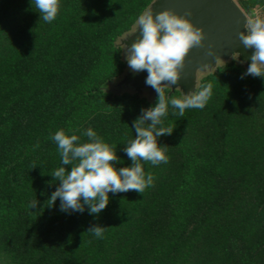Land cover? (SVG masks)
<instances>
[{
    "label": "trees",
    "instance_id": "trees-1",
    "mask_svg": "<svg viewBox=\"0 0 264 264\" xmlns=\"http://www.w3.org/2000/svg\"><path fill=\"white\" fill-rule=\"evenodd\" d=\"M152 1L60 0L49 23L34 0H0V264H264V78H241L236 59L199 79L195 92L213 86L203 109L169 106L174 130L158 138L167 162L141 161L152 186L109 193L98 215L61 212L59 198L48 206L58 130L83 143L91 127L116 167L131 165L133 121L157 93L107 86L127 66L118 39ZM97 224L102 239L87 231Z\"/></svg>",
    "mask_w": 264,
    "mask_h": 264
},
{
    "label": "clouds",
    "instance_id": "clouds-1",
    "mask_svg": "<svg viewBox=\"0 0 264 264\" xmlns=\"http://www.w3.org/2000/svg\"><path fill=\"white\" fill-rule=\"evenodd\" d=\"M30 3L32 5L33 0ZM34 5L40 19L49 23L56 19L60 10V0H34ZM135 25L128 36L137 31L140 36L131 44L125 58L132 71L147 70L145 83L156 91V103L142 108L141 115L133 121L135 138L123 149L132 162L130 166L116 167V163H121L122 159L114 147L91 127L81 133L88 138L83 143L80 136L66 134L63 129L52 135L61 159L60 166L51 173L59 182L58 186L47 200L48 206H53L59 198L61 212L83 213L87 206L90 214L98 215L109 204V193L128 190L143 193L153 185L154 178L151 172H145L141 161L156 165L168 160L166 145L159 144L158 138L174 130L165 124L169 106L176 114L183 116L186 109H203L212 96L213 86L210 83L195 94H184L183 98H170L165 92L166 86L177 85L180 69L189 51L202 44L204 33L200 28L172 10L145 11L138 16ZM240 39L246 48L254 49L251 63L241 78L247 75L264 78V19L247 20L246 33L242 32ZM122 45V50L126 51L128 46ZM232 58L237 59L238 53H233ZM67 165H71L70 170L65 167ZM37 204L38 200H33L29 207L33 209ZM105 228L97 224L87 231L94 238L102 239Z\"/></svg>",
    "mask_w": 264,
    "mask_h": 264
},
{
    "label": "water",
    "instance_id": "water-1",
    "mask_svg": "<svg viewBox=\"0 0 264 264\" xmlns=\"http://www.w3.org/2000/svg\"><path fill=\"white\" fill-rule=\"evenodd\" d=\"M148 10L154 13L172 10L188 18L204 33L202 44L193 47L186 56L180 69V79L177 85L171 87L172 90L179 89L183 94L194 93L199 84V72L213 71L220 62L230 61L233 53H238L237 61L246 67L251 63L254 49L246 48L240 39V34L246 33L248 16L236 0H153ZM134 29L126 32L121 39L128 46L126 53L140 36L139 31L128 36ZM147 75V70H127L114 92H121L122 87H130L140 95L145 91L154 95L156 91L145 83Z\"/></svg>",
    "mask_w": 264,
    "mask_h": 264
},
{
    "label": "rangeland",
    "instance_id": "rangeland-1",
    "mask_svg": "<svg viewBox=\"0 0 264 264\" xmlns=\"http://www.w3.org/2000/svg\"><path fill=\"white\" fill-rule=\"evenodd\" d=\"M237 1V0H236ZM250 2H251V5H250V9H251V13L250 14H248L247 13V16H248V20H250V19H254V18H261V19H264V0H250ZM135 27H133V29H134ZM132 29V30H133ZM124 37V35L122 36V37H120L119 39H118V41H117V43H118V45H120L122 48H123V43L121 44L120 43V41H121V39ZM126 55H127V53H126V51H124L123 50V57H124V60L126 61V63H127V60H126ZM233 59V58H232ZM237 60V59H236ZM220 63H222V62H220ZM127 70H130V67L128 66V64H127V66H126V69H125V71H124V73L121 75V76H119L118 78H116V79H114L113 81H111L109 84H108V86H107V89H109V90H112V91H115V90H117L118 88H119V83L121 82V79L123 78V76H124V74L126 73V71ZM205 73L206 72H199V74H198V78L200 79L203 75H205ZM124 90H127V91H131V92H134L133 91V89L132 88H130V87H127V88H124V87H122L119 91H124ZM142 95H144V96H147L148 98H152L153 97V95H150V94H148L146 91L145 92H143V94Z\"/></svg>",
    "mask_w": 264,
    "mask_h": 264
}]
</instances>
